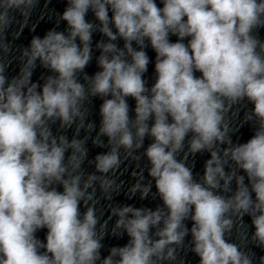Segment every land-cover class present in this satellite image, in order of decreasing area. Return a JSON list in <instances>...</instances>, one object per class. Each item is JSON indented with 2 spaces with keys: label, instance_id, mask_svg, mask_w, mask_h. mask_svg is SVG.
I'll use <instances>...</instances> for the list:
<instances>
[{
  "label": "clouds",
  "instance_id": "1",
  "mask_svg": "<svg viewBox=\"0 0 264 264\" xmlns=\"http://www.w3.org/2000/svg\"><path fill=\"white\" fill-rule=\"evenodd\" d=\"M39 4L0 0V264H185L181 251L198 264H264L252 250L264 252V0H65L54 27L15 46ZM37 68L47 74L33 80ZM245 124L252 136L234 141ZM89 140L107 150L89 160ZM122 191L162 204H117Z\"/></svg>",
  "mask_w": 264,
  "mask_h": 264
},
{
  "label": "water",
  "instance_id": "2",
  "mask_svg": "<svg viewBox=\"0 0 264 264\" xmlns=\"http://www.w3.org/2000/svg\"><path fill=\"white\" fill-rule=\"evenodd\" d=\"M45 3H46V0H40V4L37 7V9L33 12L32 18H31V20L29 22V27L32 24L36 25L35 31L31 32L29 30V28H25L23 30L22 34L20 35V37L14 41V45L15 46H25L26 47V46H28L30 44V41H31V38H32L33 35H39V36L43 37V35L46 33L47 30H49V29H51L52 27L55 26L56 19H57L55 13L56 12H59V13L63 12V9L65 7V0H48L47 8H45ZM157 3L159 4L160 0H157ZM42 13L44 15V18L40 19V16H41ZM86 19L89 20V21H93L94 20L93 14L91 12H89L87 17H86ZM65 27H66V24L64 22H61L60 25H59L58 30H64ZM13 30H15V28ZM258 34H259L260 39L264 40V28L259 29L258 30ZM101 38H102L101 34L95 33L93 35V42L95 43L96 41L100 40ZM9 39L11 40V35L9 36ZM170 39L173 42H175L177 38L175 36H172V37H170ZM119 43H120V46L122 47L123 46V41H120ZM147 52H148V55H149V57H150L152 62L148 66V72L145 74V78L148 80L149 86H151V84L154 83L155 53L150 47L147 49ZM17 55H18V53H17ZM97 55H99V52L98 51H94V58H93L92 62L90 63V65L86 68V72L89 75H92L96 71L99 70L97 65H96V62H95V56H97ZM17 71H18V67H17L16 63L13 62L8 68V75L9 76H14V75H16ZM42 73L47 74V73H45L44 69L37 68V70H36V72H35V74L33 76V80L38 79ZM197 75H199V73H197ZM101 102L102 101L99 98H94L92 104L89 105V107L91 109V114L89 116V119L94 120L96 122L97 130H98L99 121H100L99 105L101 104ZM128 103H129L130 107L134 110L135 101L132 98H128ZM248 107L251 108L252 106L248 105ZM130 115L134 116V111L131 112ZM242 117H243V110L241 109V110H239V119L234 118L233 123L234 124H239L240 123V119H242ZM57 127H58V125L53 126V130L55 131ZM72 134L73 133H72L71 130H69L68 133H67L69 138L72 137ZM84 134L85 133L81 132V137ZM252 134H253V132H252V129L250 128V126L245 124L233 136V140L234 141L238 140L239 142H246L252 136ZM94 135H95V133H93V136ZM105 140H106V138H105ZM149 142H150L149 140H146L145 141V146H147V143H149ZM87 147L89 148V157H88L89 160H93L95 155L107 150V149H104V148L94 147L92 145L91 140L88 141ZM208 158H210L208 153H204L202 155L198 154L195 157V160H194V173H199V174L203 173L204 161L206 159H208ZM192 163H193V160L190 157L189 158V165H192ZM144 164H146V161L142 160L141 161V165L143 166ZM84 167L86 168V170L88 172L94 171V167L92 165L88 164L87 161L85 162ZM134 168H135L134 164L129 166L126 170H124L123 166H122L121 171L123 172V174L120 176V179L125 181V185H124L125 190L127 189V187H129L132 183L135 182L133 180L132 176H131V172L134 170ZM144 174H145V176H147V172L146 171H145ZM233 187H234V185H233ZM59 190H62V188L59 189ZM153 192H155V188L154 187H153ZM114 202L117 203V204H131V205H134L135 207H149V208H152V209H155L157 205H161L162 204V201L158 197L153 199L151 196H149V198H147L145 200H140L139 199V194H137V196L132 198V199H127L124 191H122L119 195H115L114 196ZM105 203H106L105 201H101V205L100 206L102 207ZM81 211H84L83 207L81 208ZM109 215H110V213L105 208L104 209V217L103 218L107 219ZM114 221H115V218H113L112 221H110L109 227H111V224L114 223ZM244 222H245V224H248L249 226L251 224V220L247 216L244 217ZM186 223L188 224V227L190 228L191 227V222L188 221ZM46 231H47L46 229L40 230L37 233V236L41 240H44L45 235H46ZM250 231H251V229L249 227V234H250ZM190 238H191L190 236L188 238H186V243H187V240H190ZM127 239L128 238H127L126 235L123 238H120V239L108 236L104 240L105 247L102 250V254L103 255H107L108 254V249L111 246H123L127 242ZM232 239L235 242H239L237 240V238H236L235 232L233 233ZM249 247H252V245L249 244ZM252 250L256 253L257 257H259L260 255H264V252H262L261 249H259V248H252ZM180 255L184 257L185 264H198L199 258L194 253H192L191 251H187V252L181 251Z\"/></svg>",
  "mask_w": 264,
  "mask_h": 264
}]
</instances>
